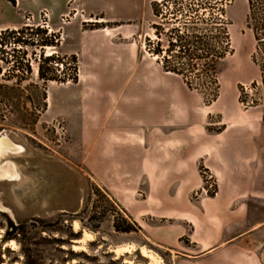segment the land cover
I'll use <instances>...</instances> for the list:
<instances>
[{"label": "rangeland", "instance_id": "374dc122", "mask_svg": "<svg viewBox=\"0 0 264 264\" xmlns=\"http://www.w3.org/2000/svg\"><path fill=\"white\" fill-rule=\"evenodd\" d=\"M44 10L49 14L51 33L35 28ZM152 10L153 24L131 38L142 53L139 59L145 57L144 61L169 73L168 82L183 85L193 98H199L201 108L210 106L216 114L215 103L245 74L246 66L256 71L253 80L264 76V0H157ZM65 15L69 20L66 24L79 20L83 28L100 20L74 9L62 16ZM61 17L60 26L64 27ZM51 21L48 9L25 11L18 9L15 0H0V131H6L11 146L22 148L19 154L3 158L1 166L12 163L17 173L26 178L27 167L54 162L66 174L60 182L61 188L68 191L64 207L74 209L80 190L83 206L74 216L42 214L28 220L27 211L18 209L8 198L9 185L0 184L3 202L14 209L17 220L11 221L0 212V264L24 262L20 243L4 240L9 222L17 227L24 225L26 245L35 258H40V264H148L141 255L142 247L154 253L161 264H175L177 255L168 250L167 240L183 245L196 240L192 224L164 217L174 216L176 208H169L170 203L162 202L160 197L165 190L173 194L176 187H148L142 180L140 186L128 192L118 188L114 192L111 172L103 176L91 165L95 144L86 143L89 129L82 118L88 108L96 112V101L91 96L94 91L86 90L84 84L97 76L85 74L80 54L70 53L71 45L53 32ZM224 32L229 35L228 46L223 40ZM158 45L161 55L157 54ZM47 52L54 54L48 56ZM165 67L179 71L167 72ZM246 83L249 82L242 84ZM120 95L106 102L109 107L105 114L109 115L112 105L124 100ZM216 128L209 127V131ZM215 181L219 192L216 177ZM202 185L203 182L189 195V205L197 206L217 196L202 195ZM129 226V233L115 228ZM182 226L186 233L177 239ZM84 231L93 237L81 242ZM58 239L67 244H59ZM130 246L131 250L121 256L114 252L118 247Z\"/></svg>", "mask_w": 264, "mask_h": 264}, {"label": "crops", "instance_id": "0c3cea01", "mask_svg": "<svg viewBox=\"0 0 264 264\" xmlns=\"http://www.w3.org/2000/svg\"><path fill=\"white\" fill-rule=\"evenodd\" d=\"M155 1L15 0L20 10H50L53 32L71 45L70 53L80 54L85 74L97 76L84 84L94 91L96 112L88 108L82 118L89 129L86 143L95 144L89 159L95 170L111 172L114 192H128L142 180L148 187H176L160 197L176 208L174 216L164 217L192 224L196 240H167L175 264H264V108L243 111L237 91L256 71L245 67L215 103L216 114L210 106L201 108L183 85L168 82L169 73L139 59L142 53L131 41L153 24ZM71 9L100 20L90 28L79 20L60 26ZM120 94L124 100L105 114L106 102ZM201 163L217 178L219 192L191 206L188 197L202 182ZM181 229L177 239L186 233Z\"/></svg>", "mask_w": 264, "mask_h": 264}, {"label": "water", "instance_id": "95a60500", "mask_svg": "<svg viewBox=\"0 0 264 264\" xmlns=\"http://www.w3.org/2000/svg\"><path fill=\"white\" fill-rule=\"evenodd\" d=\"M3 135H7L6 131H0V138ZM16 171H18V168H16ZM25 171L28 177L23 178L19 174V177L15 179H0V184L6 183L9 185L8 198L18 209L27 211L28 220L40 218L42 214L52 217L56 214L74 216L79 213L84 200L82 190L79 192L80 196L74 209L70 211L65 208L64 206L68 204L66 199L68 196L66 192L68 191L61 188L60 182L66 174L56 163L50 162L48 166L44 165L42 167L29 166ZM0 212L7 215L11 221L17 222L14 209L4 204L1 193Z\"/></svg>", "mask_w": 264, "mask_h": 264}, {"label": "built area", "instance_id": "2783aa9c", "mask_svg": "<svg viewBox=\"0 0 264 264\" xmlns=\"http://www.w3.org/2000/svg\"><path fill=\"white\" fill-rule=\"evenodd\" d=\"M40 23H38L35 28H41L51 33L49 27V14L48 11L44 10L40 12ZM68 15L61 17V22L66 24L68 22ZM45 36H47V34ZM238 104L243 111H248L254 108H264V76H260L259 80H252L249 83L241 84L238 88ZM199 171L201 173V178L203 185L200 189L202 195L210 196L217 195V183L215 181V176L213 172L205 166L204 163L199 164ZM197 194V192L195 193Z\"/></svg>", "mask_w": 264, "mask_h": 264}, {"label": "bare ground", "instance_id": "6f19581e", "mask_svg": "<svg viewBox=\"0 0 264 264\" xmlns=\"http://www.w3.org/2000/svg\"><path fill=\"white\" fill-rule=\"evenodd\" d=\"M51 56L54 53L47 52ZM11 141L8 139L7 135H3L0 138V179H15L19 177V174L16 171L14 164L5 163L1 166L3 158L5 159L7 155L12 153L18 154L21 152V147L11 146ZM74 229H78V222H74ZM93 235L89 232L84 231L83 237L80 239L81 242L92 239ZM79 242V241H78ZM132 246L130 247H118L114 250L117 256H121L125 252H129ZM83 246H74V249H82ZM141 255L148 259V264H161L160 259L151 251H148L144 247L140 249ZM129 264H133L129 261Z\"/></svg>", "mask_w": 264, "mask_h": 264}, {"label": "trees", "instance_id": "16d2710c", "mask_svg": "<svg viewBox=\"0 0 264 264\" xmlns=\"http://www.w3.org/2000/svg\"><path fill=\"white\" fill-rule=\"evenodd\" d=\"M218 17H219V21H221L222 20L221 13H220V15ZM196 39H198V38L196 37ZM217 39H220L221 40V38H217ZM223 40H224L225 44L228 46L229 45V35H228V32H224V38H223ZM160 47L161 46L158 45V48H159V50L157 52L158 55H161ZM183 48H184V50H186V47L185 46H183ZM183 54H186V52H183ZM213 57L216 58L215 55H213ZM47 59L50 60L51 57H48ZM165 71L172 72V73H174V72L177 73L179 70L178 69H176V70H170L168 67H165ZM188 87L192 89V86L191 85H188ZM213 97H215V96H213ZM130 227L131 226H129V227L123 229V230H120L117 227H115V228L117 229V231H121L123 233H129V232L132 231V228H130ZM24 230H25L24 225H20V226L17 227V226H14L12 222H9V229L6 232V236L4 237V240L7 241V240L15 239V240H17L20 243V245H21V253H22L23 257H24L23 264H40L39 263L40 258L39 257L38 258H35L32 250H30V248L26 245L27 240H26V234H25V231ZM56 242H59V244H61V245L67 244V242L65 240H63V239H58V240H56Z\"/></svg>", "mask_w": 264, "mask_h": 264}, {"label": "flooded vegetation", "instance_id": "af4514ba", "mask_svg": "<svg viewBox=\"0 0 264 264\" xmlns=\"http://www.w3.org/2000/svg\"><path fill=\"white\" fill-rule=\"evenodd\" d=\"M162 27H164L163 25H162ZM149 42H151V41H149ZM176 43V42H175ZM152 46V45H151Z\"/></svg>", "mask_w": 264, "mask_h": 264}]
</instances>
